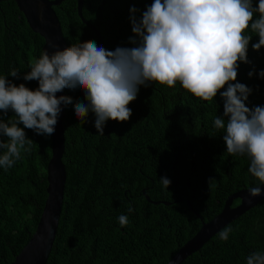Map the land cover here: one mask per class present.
<instances>
[{
    "label": "trees",
    "instance_id": "trees-1",
    "mask_svg": "<svg viewBox=\"0 0 264 264\" xmlns=\"http://www.w3.org/2000/svg\"><path fill=\"white\" fill-rule=\"evenodd\" d=\"M152 2L83 0L82 17L100 33L103 48L133 47L130 16L139 20ZM257 2L253 0L254 6ZM133 7L139 11L130 13ZM53 10L67 47L86 41L98 45L95 33L77 15L76 0H65ZM246 34L252 35L247 51L250 63H239L234 82L252 89L248 107L264 106V78L258 75L264 71V47L254 51L251 45L259 38L250 29ZM42 46L43 39L29 29L16 4L1 1L0 76L15 68L21 78L8 79L36 89L37 81L22 76L39 58ZM63 92L73 104L83 100L80 90ZM127 107L132 110L129 120H108L101 136L94 127V114L90 112L81 123L73 105L65 106L66 182L46 264H167L202 222L221 212L228 196L258 186L248 172L249 158L229 155L223 130L213 126V119L223 115L219 94L203 101L179 82L173 88L153 83L140 86ZM12 115L9 110L3 118L7 122L14 119ZM24 130L33 141L30 152H22L12 168H0V264H10L28 243L47 197L51 136ZM162 177L171 181L168 189L160 182ZM147 196L170 204L153 205ZM238 203L235 200L232 206ZM120 215L128 216L126 226H120ZM227 226L233 229L227 241L216 234L182 264H246L250 253L264 252V200Z\"/></svg>",
    "mask_w": 264,
    "mask_h": 264
},
{
    "label": "clouds",
    "instance_id": "clouds-1",
    "mask_svg": "<svg viewBox=\"0 0 264 264\" xmlns=\"http://www.w3.org/2000/svg\"><path fill=\"white\" fill-rule=\"evenodd\" d=\"M137 11L130 8V13ZM130 21L133 47L110 51L86 41L61 49L49 42L53 51L44 49L22 76L25 81L38 82L34 90L8 79L21 78L15 68L0 76V168H12L22 159V152H30L33 141L24 129L46 137L54 134L62 104L73 105L81 123L90 112L94 114V127L103 136L108 120H129L132 110L127 105L137 98L140 86L158 83L173 88L179 82L182 89L203 101L219 94L223 115L213 119V126L223 130L229 155L249 158L248 172L258 186L249 188L248 196H260L264 106L248 107L252 89L234 81L239 63H250L249 29L259 38L252 49L264 47V0L255 6L253 0H153L139 20L132 15ZM252 75L250 71L248 76ZM258 75L264 78V71ZM64 89L82 91L83 100L73 104L71 97L58 96ZM9 110L14 119L6 122L3 116ZM160 182L166 189L171 183L165 177ZM132 211L129 207L128 212ZM117 219L121 227L129 223L126 215ZM232 231L227 226L217 236L227 241ZM245 260L246 264H264V252L254 251Z\"/></svg>",
    "mask_w": 264,
    "mask_h": 264
},
{
    "label": "water",
    "instance_id": "water-1",
    "mask_svg": "<svg viewBox=\"0 0 264 264\" xmlns=\"http://www.w3.org/2000/svg\"><path fill=\"white\" fill-rule=\"evenodd\" d=\"M11 1L16 4L18 11L23 15L29 29L43 39L42 51L44 49L49 51V53L53 51V49L49 47V42L55 43L61 49L67 47L62 36L57 15L53 10V7L59 6L65 0ZM76 4L77 15L81 19V22L95 33L99 42L98 46L103 47L100 33L82 17L83 0H76ZM57 95L65 94L64 92H59ZM61 109L55 126V132L51 135L50 139L51 153L46 166L47 197L42 213L30 240L10 264H46L55 240L66 182V171L62 163L64 153V130L62 122L66 115L65 106L63 104L61 105ZM261 189L262 194L253 198L248 196V189L239 190L228 196L221 212L209 222H202L200 229L179 248L167 264H182L187 257L198 252L204 244L225 226L255 207L260 201L264 200V185L261 186ZM145 198L153 205L164 204L168 206L170 204L162 201H151L148 196ZM235 200H239V203L236 206H232ZM199 219L202 221L201 218Z\"/></svg>",
    "mask_w": 264,
    "mask_h": 264
},
{
    "label": "flooded vegetation",
    "instance_id": "flooded-vegetation-1",
    "mask_svg": "<svg viewBox=\"0 0 264 264\" xmlns=\"http://www.w3.org/2000/svg\"><path fill=\"white\" fill-rule=\"evenodd\" d=\"M2 1H5V2H6L7 0H2ZM0 2H1V1H0Z\"/></svg>",
    "mask_w": 264,
    "mask_h": 264
}]
</instances>
